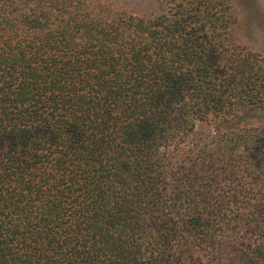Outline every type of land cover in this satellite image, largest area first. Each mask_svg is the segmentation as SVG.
Here are the masks:
<instances>
[{
  "label": "trees",
  "instance_id": "trees-1",
  "mask_svg": "<svg viewBox=\"0 0 264 264\" xmlns=\"http://www.w3.org/2000/svg\"><path fill=\"white\" fill-rule=\"evenodd\" d=\"M234 0H0V264H264V50Z\"/></svg>",
  "mask_w": 264,
  "mask_h": 264
},
{
  "label": "rangeland",
  "instance_id": "rangeland-1",
  "mask_svg": "<svg viewBox=\"0 0 264 264\" xmlns=\"http://www.w3.org/2000/svg\"><path fill=\"white\" fill-rule=\"evenodd\" d=\"M234 1L245 18V39L251 46L264 50V0Z\"/></svg>",
  "mask_w": 264,
  "mask_h": 264
}]
</instances>
